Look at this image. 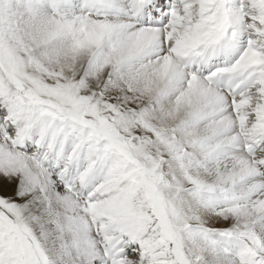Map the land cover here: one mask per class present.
Instances as JSON below:
<instances>
[{
	"label": "snow or ice",
	"instance_id": "1",
	"mask_svg": "<svg viewBox=\"0 0 264 264\" xmlns=\"http://www.w3.org/2000/svg\"><path fill=\"white\" fill-rule=\"evenodd\" d=\"M0 264H264V0H0Z\"/></svg>",
	"mask_w": 264,
	"mask_h": 264
}]
</instances>
